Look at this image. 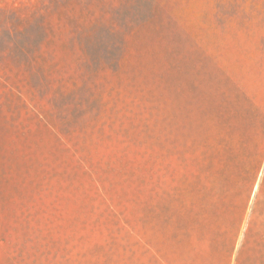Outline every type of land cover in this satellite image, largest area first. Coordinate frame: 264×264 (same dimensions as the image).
Here are the masks:
<instances>
[{"label": "rangeland", "instance_id": "374dc122", "mask_svg": "<svg viewBox=\"0 0 264 264\" xmlns=\"http://www.w3.org/2000/svg\"><path fill=\"white\" fill-rule=\"evenodd\" d=\"M261 182L264 0H0V264H182Z\"/></svg>", "mask_w": 264, "mask_h": 264}, {"label": "crops", "instance_id": "0c3cea01", "mask_svg": "<svg viewBox=\"0 0 264 264\" xmlns=\"http://www.w3.org/2000/svg\"><path fill=\"white\" fill-rule=\"evenodd\" d=\"M252 196L253 201H242L232 222L226 220L222 234L216 230L188 233L181 244L188 256L181 263L264 264V182Z\"/></svg>", "mask_w": 264, "mask_h": 264}]
</instances>
